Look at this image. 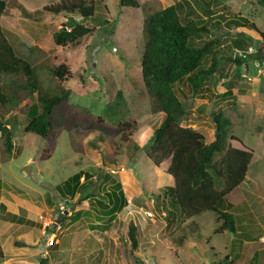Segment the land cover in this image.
Wrapping results in <instances>:
<instances>
[{
	"label": "rangeland",
	"instance_id": "1",
	"mask_svg": "<svg viewBox=\"0 0 264 264\" xmlns=\"http://www.w3.org/2000/svg\"><path fill=\"white\" fill-rule=\"evenodd\" d=\"M3 1L9 4L0 17V26L16 52L38 66L42 90L52 92L55 81L49 70L41 69L65 63L73 74L64 84L71 90L69 102L53 110L55 130L49 140L22 131L34 116L31 107H37L35 96L17 107L12 101L0 106V123L8 124L14 146L12 154L4 152L0 137V188L14 195L24 191L41 217L39 227L45 228V236L50 238L41 241L46 247L37 246L38 256L32 264H220L229 253L233 264H264V62H257L253 56L260 45L255 32L229 26L226 20L209 21V33L192 44L201 47L217 41L213 49L219 52L215 72L202 90L195 91L185 80L174 85L186 108L182 127L199 132L209 144L214 140V118L220 116L228 123V135L237 139L228 136L229 145L252 155L239 202L224 210L239 228L235 235L215 234L219 223L213 212L186 222L175 211L174 218L166 217L163 191L172 186L167 174L170 160L156 168L146 156L162 116L150 113L141 79L142 22L147 15L180 3V16L188 21L239 15L264 32V9L254 0H217L209 10L200 0H138L136 9L122 8L120 0H93L96 10L90 19L84 20L77 13L72 17L93 28L94 34L74 45L57 47L52 36L69 15H53L43 9L64 0ZM212 62L207 57L204 67ZM0 81L5 88L10 84L9 78L6 84ZM18 83L23 84L21 80ZM122 124L132 125L128 131L135 130L126 142L121 140ZM28 158L35 159L36 164L24 167ZM79 173L80 178L87 175L90 185L62 198L56 186ZM106 175L120 184L125 205L114 220L101 222L97 220L101 209L94 205L93 210L89 202L105 199L106 187L111 189L105 184ZM60 202L63 204L58 206ZM79 211L85 215L71 221L69 217ZM0 212L2 220H8L2 209ZM57 219L61 221L53 228ZM20 221L19 225L23 223ZM130 221L137 228L135 250L127 238ZM3 231L1 247L9 256L11 247ZM72 232L80 236L77 248L68 250L69 240L63 238L60 241L64 244L56 245L52 235L60 239ZM245 242L251 244L244 250Z\"/></svg>",
	"mask_w": 264,
	"mask_h": 264
},
{
	"label": "trees",
	"instance_id": "2",
	"mask_svg": "<svg viewBox=\"0 0 264 264\" xmlns=\"http://www.w3.org/2000/svg\"><path fill=\"white\" fill-rule=\"evenodd\" d=\"M200 1L206 10L217 2V0ZM254 1L264 9V0ZM8 4L0 0V17L6 13ZM120 6L136 9L138 0H120ZM95 10L96 2L93 0H64L57 6L45 7L43 11L53 15L63 12L69 15L66 23L53 34L54 45L57 47L74 45L94 34L93 28L79 24L72 15L77 13L86 20L93 16ZM181 11L182 5L177 3L147 15L142 22L141 79L149 99L150 113L162 116L161 124L152 134L146 156L156 168L164 161L170 160L167 174L172 180V186L167 187L165 191L162 190L163 195L167 197V208L163 210L166 217L174 218L172 211H175L179 213V218L186 222L204 212H213L216 215V222L219 223L214 230L215 234L228 232L235 235L237 228L234 218L224 210L234 207L239 202L240 186L245 181L252 155L248 150L229 145V126L220 116L214 118V140L209 144H205L199 132L182 127L180 121L186 116V108L176 96L174 85L185 80L195 91L202 90L207 78L215 72V62L219 52L213 49L217 47V41H208L201 47L192 44L197 37L209 33L206 27L209 21L226 20L229 26L248 27L255 32L260 45L253 56L259 63L264 62V32L259 31L253 23L239 15L227 19L220 14L209 20L207 18V21L202 19L188 21L180 16ZM63 28L67 30L64 31ZM38 53L41 54V51ZM207 57L213 62L205 68L204 62ZM235 62L240 65L239 60ZM45 69L49 70L55 81L52 92L42 90L37 75L38 66H33L24 56L16 52L6 32L0 26V80L2 79L3 84L7 78L10 81L6 88L5 85L3 87L0 85V106L9 105L12 101L17 107L29 97L35 96L39 112L35 113L36 105L31 107L34 116L22 131L49 140L55 130L51 121L53 110L69 102L71 90L64 87V84L72 79L73 74L65 63L41 70ZM20 80L23 84L18 83ZM15 88L18 90L15 91ZM29 89L31 90L28 93ZM131 126L129 124L119 126L122 141L126 142L134 134L135 130L128 131ZM0 137L3 140L4 152L12 154L14 146L8 124L0 123ZM230 139L237 140L233 136ZM80 176L76 174L65 181L62 187H57L62 198H66V193L72 195L77 192ZM104 180L105 184L111 186L108 191L105 189V199H93L89 202L93 210H95L94 205L101 209L97 211L102 214L97 216V220L101 222L114 220L117 211L125 205L120 184L110 175H106ZM89 185V181H86L81 184V188L86 189ZM16 202L20 206L24 205L21 200L17 199ZM223 203L225 205L218 209ZM25 206L31 208L30 204ZM82 215L85 213L79 211L69 218L71 221H77ZM127 229V238L131 248L135 250L137 248L135 223L130 221ZM2 258L0 247V260ZM222 263L233 264L230 253L223 258L220 264Z\"/></svg>",
	"mask_w": 264,
	"mask_h": 264
},
{
	"label": "crops",
	"instance_id": "3",
	"mask_svg": "<svg viewBox=\"0 0 264 264\" xmlns=\"http://www.w3.org/2000/svg\"><path fill=\"white\" fill-rule=\"evenodd\" d=\"M49 159L50 157L47 158L46 160H49ZM34 164H36V160L33 158L32 159L28 158L24 167H28V165H34ZM96 165L102 166V163H97ZM85 173L82 174V177L79 180L77 190H76L77 192L81 188V184L86 182L87 175ZM25 174L26 172L23 171L24 176ZM79 175L81 174L79 173ZM68 179L70 178H67L61 183H59L56 186V188L58 186L62 187L63 183L67 181ZM108 190L109 189H107V191ZM17 192L18 193L14 195L12 194L13 192H10V191L6 192L0 188V209L3 210L4 212L3 215L6 216L8 219V220L3 221L2 216H1L2 214L0 212V247H1L2 230H4L3 233L6 234L5 235L7 239L6 241L10 244V247H11V255L9 256L5 254V252L2 250V247H1L3 258L0 260V264H32L33 259H35V257L38 256L39 248L37 246L39 244L42 245L41 241L43 240V238H46L47 240L50 239L48 236H45L46 234L45 228L41 229L39 227L38 222H40L39 220L41 217L39 214H37V209L34 208L33 204L31 203V200H29L30 198L27 197L28 195L24 193V191H21V190H18ZM67 195L69 194L66 193V196ZM17 199L21 200L24 203V205L23 206L18 205L16 202ZM25 204H30L31 208H28L27 206H25ZM62 204L63 203L60 202L58 203V206ZM32 218L34 222L31 221ZM20 219L23 220V223L19 225V223L21 222ZM28 220H30V223H28ZM2 223L5 227L1 228ZM236 228H237V232H239L238 226H236ZM52 237L56 239L55 243L57 246L58 244L60 246L64 244V240L60 241L62 238L65 240L68 239L69 240L68 250L77 248V245L79 243V238H80L79 235H76L73 232L69 233V235L67 236H61L60 239H59V236H56V234L52 235ZM250 244L251 243L245 242L243 244V249L245 250V248H247V246H249ZM42 246L46 247L45 244ZM60 248L63 249L62 247ZM260 250L261 248L259 247L258 250H256V253L260 252Z\"/></svg>",
	"mask_w": 264,
	"mask_h": 264
},
{
	"label": "water",
	"instance_id": "4",
	"mask_svg": "<svg viewBox=\"0 0 264 264\" xmlns=\"http://www.w3.org/2000/svg\"><path fill=\"white\" fill-rule=\"evenodd\" d=\"M63 30L66 31L67 29H66V28H63ZM66 213H67V212L65 211V212L63 213V215H66ZM60 221H61V219H57L56 223H54V224L52 225V227L55 228L56 225H57L58 223H60Z\"/></svg>",
	"mask_w": 264,
	"mask_h": 264
},
{
	"label": "built area",
	"instance_id": "5",
	"mask_svg": "<svg viewBox=\"0 0 264 264\" xmlns=\"http://www.w3.org/2000/svg\"><path fill=\"white\" fill-rule=\"evenodd\" d=\"M49 244H52V241Z\"/></svg>",
	"mask_w": 264,
	"mask_h": 264
}]
</instances>
